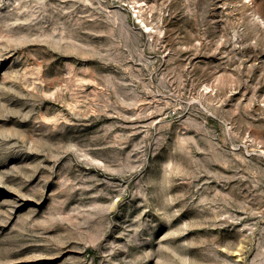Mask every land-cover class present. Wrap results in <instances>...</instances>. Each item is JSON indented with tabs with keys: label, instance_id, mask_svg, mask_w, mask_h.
<instances>
[{
	"label": "rangeland",
	"instance_id": "obj_1",
	"mask_svg": "<svg viewBox=\"0 0 264 264\" xmlns=\"http://www.w3.org/2000/svg\"><path fill=\"white\" fill-rule=\"evenodd\" d=\"M0 264H264V0H0Z\"/></svg>",
	"mask_w": 264,
	"mask_h": 264
}]
</instances>
